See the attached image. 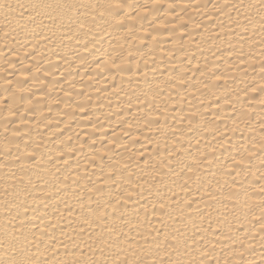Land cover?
Segmentation results:
<instances>
[{
  "label": "bare ground",
  "instance_id": "bare-ground-1",
  "mask_svg": "<svg viewBox=\"0 0 264 264\" xmlns=\"http://www.w3.org/2000/svg\"><path fill=\"white\" fill-rule=\"evenodd\" d=\"M0 264H264V0H0Z\"/></svg>",
  "mask_w": 264,
  "mask_h": 264
}]
</instances>
